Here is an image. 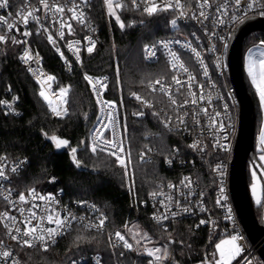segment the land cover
I'll return each mask as SVG.
<instances>
[{
  "label": "trees",
  "instance_id": "16d2710c",
  "mask_svg": "<svg viewBox=\"0 0 264 264\" xmlns=\"http://www.w3.org/2000/svg\"><path fill=\"white\" fill-rule=\"evenodd\" d=\"M9 1L17 5L24 0ZM184 1L193 4L195 0ZM122 3L128 1L123 0ZM88 11L99 28V39L91 53H81V64L74 65L70 74L63 71L60 58L42 38H31V46L43 55L45 68L57 76L55 87L69 86L68 112L62 118L51 115L38 94V87L19 62L17 55L20 45L10 40L0 52V88L7 87L17 93V106L20 109L19 115H10L0 107V156L27 159L26 167L14 178V184L20 190L35 188L48 191L62 188L64 194L71 199L89 198L95 201L107 212L111 229H124L134 224L142 233L149 235L152 241L159 243L163 252L167 246L169 255L164 258V264H201L206 258L212 260L215 245L222 236L209 231L206 226L196 227L195 221L191 219L173 221L168 229H163L150 221L148 207L142 205L157 180H175L184 173L194 176L207 188L209 208L213 202L214 181L210 175L209 159L195 158L188 147L187 138L178 131H169L164 127L161 121L170 108L161 94L148 89L149 82L159 77H168L170 71L162 57L153 63L147 62L143 57V47L158 38L176 34V29L171 24L174 15L168 11H160L149 16L140 10L117 9V14L126 24L121 29L115 18L108 14L104 0H90ZM130 23L131 26H127ZM262 40L264 32H251L244 41L242 53ZM84 73L108 78L104 96L117 105L121 132L132 157L134 175L131 183L114 157L104 152L94 154L88 147V130L97 114L98 104ZM243 77L254 104L253 141L255 154L258 156L262 154L256 152L261 128L259 99L244 70ZM133 92L151 103L159 115L154 116L150 108L141 107L132 98ZM49 94V101L59 112L66 109L65 102H62V99L65 101L64 97ZM141 110H144V116L132 115L133 111ZM124 125H127L126 133ZM51 136L67 140V146L57 150ZM145 145L153 150L149 162L138 159V152ZM73 148L76 149V159L82 161V167H77L73 162ZM174 150L184 164L174 163L168 168L164 165L163 158L174 154ZM258 161L261 164L260 159ZM250 166L248 161V185ZM262 207L264 198L258 206H254L258 221H261ZM77 235L91 240V243L81 241L77 248L74 244ZM86 252L99 253L106 264L144 262V257L136 250H130L120 257L118 250L110 247L105 232L78 227L72 228L47 252L24 248L21 250V257L24 264H64L68 259Z\"/></svg>",
  "mask_w": 264,
  "mask_h": 264
},
{
  "label": "built area",
  "instance_id": "2783aa9c",
  "mask_svg": "<svg viewBox=\"0 0 264 264\" xmlns=\"http://www.w3.org/2000/svg\"><path fill=\"white\" fill-rule=\"evenodd\" d=\"M89 1L90 0H88V3L85 4L83 3V0H75V3L80 5V7L77 8V13L81 11L85 13L84 23H80L77 20L72 19V12L68 11V9L72 7V0H47L49 5L59 4L63 6L65 9L63 13H56L54 9H45L43 5L40 4L39 0H27L29 4L39 9L35 12V15L39 17V21L29 19L27 25L22 22L21 16L17 15L21 6L24 5L25 0L17 5H14L9 1L8 8L0 9V15L5 16L8 23L14 24V27L9 29L7 24L0 22V35L8 37L6 41L0 42V52L13 37L18 41H25V43H19L20 48L17 55L18 60L24 67L28 76L38 87V94L40 95L42 90L45 92L48 99L46 100L41 95L40 97L45 102L51 115L55 118H62L67 112L69 86L59 88L55 87L57 76L45 68L43 55L38 49L31 46V38L32 36H39L42 38L53 53L60 58L63 71L70 74L74 65L81 64V53L88 51V47L91 46L88 38L90 37L91 41L95 42V45L99 39V28L91 19L88 11ZM122 1L123 0H121V2ZM127 1L131 5V0ZM155 2L159 4L161 3V0H155ZM248 2L249 0H241L240 5L237 6L235 4V0H210L211 7L203 9L205 14L209 17L205 20L203 17H199L201 9L198 7L197 0H195L193 4H188L184 0H181V3L185 5L183 9L186 14L185 16H180L179 9H172L168 11L171 12L174 15V19L177 20V24L173 26V28L176 29V34L158 38L154 41L146 43L143 47V57L147 62L153 63L157 61L159 57L164 58L166 61L170 75L168 77L163 76L157 79H161L163 84L170 86L171 94L179 102L182 103L185 98L189 100V103L183 107L171 105L169 103L168 96L160 91L153 92L151 88L148 87L149 91L161 94L170 108L169 111L165 112L162 121H166L171 118L169 125L172 129L171 131H178L182 133L187 138L188 145L193 142H199L203 151L191 150L195 158H201L203 160L205 158L209 159L210 175L214 183L212 188L213 202L211 208H209L208 201L206 199L207 188L202 186L194 176L188 173L182 174L175 180H157L154 188L148 194L147 199L142 202V205H146L148 207V218L150 221L163 229H168L173 221L191 219L195 221L196 227L206 226L209 231L222 237L228 235L238 236L239 239L236 243L240 245L243 250L232 262V264H245L246 259L251 260L252 264H264V262H262L259 258L257 247L252 244L246 236L234 207L229 188L231 161L239 132L240 121V105L235 89L230 80L228 67L229 41L234 28L244 19L251 16L264 17V15H260V12L264 11V0H259L260 6L254 7L251 10L247 9ZM218 6H221L219 11H217ZM142 9L143 5H141L140 11H142ZM10 13L11 15H9ZM193 15H196L199 19H192ZM233 17H237V19L234 20ZM61 20L64 22V27H61ZM220 20H222L223 23H220ZM41 25H43V27H41ZM68 25H71V31H69ZM44 28H47L48 31L45 32ZM25 31L31 32V35L24 36L23 33ZM61 31L64 33L62 39L59 35ZM193 33H195V35H193ZM49 34L52 35L55 44L49 42ZM77 41L79 43H76ZM175 41H180V43L177 44ZM162 42L170 43H168V47L165 48ZM69 43L72 44L71 49L68 47ZM188 43H190L191 48H196L197 51L200 52L199 58L192 53L191 48L183 47L184 44ZM258 44L264 45L261 43ZM152 45H156L154 49L156 55L154 57H148L145 52V46L151 47ZM57 48L60 49L59 52L57 51ZM213 48L214 50H212ZM76 49H79V60L76 58ZM170 50L179 55L185 67L188 68V72H184L179 67L175 69L172 68V57L169 54ZM25 51L30 52L32 55V59L27 63L21 59V56H23ZM61 53H63V55H61ZM200 60H203V64L200 63ZM205 66L207 68V76L204 75ZM29 69L32 71H29ZM189 73L196 78L195 81L191 82L190 89L187 85ZM85 75L92 77L94 81L99 79L101 83H108L107 76L101 75L94 77L84 73V77ZM174 75L181 81L185 82L183 87L173 83L172 76ZM48 76H52L54 79L47 81ZM155 80H152L151 82L154 83ZM201 85L203 86L202 90L200 87ZM155 87L159 89L160 86L155 85ZM62 88L67 89L65 96L66 109L57 115L53 112V107L49 104L48 92L58 91ZM90 88L93 92L92 85H90ZM178 88L180 89L179 92L176 91ZM96 90L97 92H102V95L100 96L102 101H113L105 98V89H102L100 84L96 85ZM189 92L195 93V97L189 95ZM254 92L258 97L256 89H254ZM93 94L97 101L96 93L93 92ZM201 94L204 96L203 100L199 99ZM132 98L138 102L141 107L149 108L141 101H138L134 96H132ZM193 98L197 99V103L195 105L191 103ZM18 100L19 97L17 93L7 87L0 88V101L6 102L0 103V107L4 109L6 113L10 115L20 114V109L17 106ZM225 105H227L226 108ZM150 109L153 112L159 113L153 106ZM202 109H206V112L202 111ZM141 111L144 112V110ZM109 112L112 113L114 118V128L110 126L105 129L104 124L108 123ZM135 112L140 111H133L132 115ZM185 113H187V115H185ZM217 113H219V115H217ZM193 114H196L195 121L192 119ZM177 116H182L184 118L187 130H185L184 125H179V122L176 119ZM97 130L103 133L105 139L123 141V146L126 152L129 151L127 141L124 139L121 132L117 105L113 110L107 108L103 103L98 104L97 114L89 127L88 147L91 151V147L95 143L99 145L97 152H101L100 147L105 146L98 138ZM113 131L116 133L115 137H113ZM147 148L151 147L147 146ZM109 150L111 149H106L103 152L107 154ZM141 152L146 153L145 161L151 160L153 150L151 152H147L146 148L140 150L138 152L139 160ZM175 152L176 150H174V154L163 158V163L166 167L171 168L174 163H180V165L184 164V161L177 156ZM0 157L4 158L0 160V167L4 169L5 174L8 177L7 180L0 178V213L8 211L10 215L15 216L17 218V226H19L22 230L25 227V223L23 222L24 217H28L30 215L27 211L29 208L36 212L37 218L32 219L31 223L27 225L28 227L40 225L42 228H55V223L50 224L48 222V215H52L54 217L59 215L61 218L66 216L69 218L71 216H75L77 218L74 220L70 219L71 228H65L63 230L64 235L57 237V242L55 244H51L49 248L55 246L72 228L78 227L93 232H105L109 241L111 238L112 243L122 244V242L118 241L114 235L115 232L119 231L125 236L128 242L133 245V249L144 257V262L142 264H149V261L154 259L153 257H149L144 252L145 248H160L161 253H158L157 255L163 256L162 246L159 243L152 241V238H150L149 235L142 233L140 229H137L136 227L130 228L132 225L129 227L126 226L124 229H111L109 227V217L107 212L98 203L89 198L71 199L64 194L62 188L48 191H40L35 188L20 190L15 186L14 178L18 176L19 173L26 167L27 159L25 157L9 158L5 155ZM190 162L191 165L194 164L192 159ZM130 166L129 170H131ZM251 166L253 167L252 164ZM14 167H18V170L15 173L11 171ZM185 178H188V180L191 181V184L187 187L185 186L187 183ZM169 184L174 185V187H168ZM221 187L224 189L223 197L226 199L221 198ZM31 189H35L36 191L37 196L35 199L29 195V191ZM153 192L157 194L153 196ZM21 193L25 194L26 203L19 202V194ZM5 195L9 196L8 201L4 199ZM39 196L52 197V199L40 200ZM169 197H171V199H169ZM217 199H221L220 204L216 203ZM161 201L164 203L161 204ZM177 201L179 202V205L177 204ZM184 207H188L190 211L184 212ZM19 208H24L26 210L23 216H21L18 210ZM228 209H231V213H229ZM173 212L177 213L175 217L171 215ZM102 215L103 217H106L102 230L98 231L96 228L89 229L86 227L89 224H98L99 218ZM154 215H167L168 219H162L157 222V220L154 219ZM41 217H43V219H41ZM201 220H205L207 223L200 224ZM4 223L8 222L0 221V239L4 240V244L0 245V252L9 250L12 252V257L7 258V260L0 257V264H12L13 258L21 260L22 264H24L21 257L22 249L16 241L11 240L7 235H5L6 230L4 228ZM145 235L148 237L147 239L145 238ZM137 240L140 241L139 244L136 243ZM36 249L44 251L39 244H37ZM117 250L118 252H124V254H127L130 251L124 249L122 246ZM97 255L101 257L102 264H106L102 256L97 252L79 254L68 259L64 264H71L72 260H76L77 264H95L93 257H96ZM157 264H164V258L162 261L157 262Z\"/></svg>",
  "mask_w": 264,
  "mask_h": 264
},
{
  "label": "snow or ice",
  "instance_id": "6c2138e0",
  "mask_svg": "<svg viewBox=\"0 0 264 264\" xmlns=\"http://www.w3.org/2000/svg\"><path fill=\"white\" fill-rule=\"evenodd\" d=\"M40 4L43 5V7L45 9H54V11L56 13H63L65 11L64 7L59 5V4H55V5H49V3L47 2V0H39ZM83 3L87 4L88 0H83ZM198 3V7L201 9V11L199 12V17H203V19L207 20L209 17L205 14V12L203 11L204 8L206 7H211L210 4V0H197ZM241 3V0H235V4L237 6H239ZM104 4L107 7V11L108 14L110 16H113L117 22V24L119 25V27L121 29H124L126 27L125 22L121 19V16L117 14V9H121V10H126V11H130V10H140L141 5H143V9L142 12L143 13H147L149 16H152L160 11H169L172 9H179L180 10V16L183 17L185 16V12L183 11L185 5L181 3V0H161V3L157 4L155 2V0H131V7H129L128 3H122L121 0H104ZM260 6L259 5V0H249L248 4H247V9L251 10L254 7ZM9 7V0H0V9H6ZM80 5L75 3V0H72V7L68 9V11L72 12V19L77 20L80 23H84L85 22V13L84 12H79L77 13V8H79ZM221 6L217 7V11L220 10ZM39 9L35 8L34 6H32L31 4H29L27 2V0H25L24 5L21 6L20 11L17 12V15L21 16L22 18V22L27 25L29 19H33L36 21H39V17H37L35 15V12L38 11ZM26 13V14H25ZM11 15V13L9 14ZM260 15H264V11L260 12ZM199 17H197L196 15L192 16V19H199ZM233 19H237V17H233ZM0 22H3L5 24H7V27L9 29H12L14 27L13 23H8L7 19L5 16L0 15ZM220 23H223L222 20L219 21ZM132 23H135L134 21ZM171 24L173 26H175L177 24V20L173 19L171 21ZM127 26H131V23L128 24ZM41 27H43V25H41ZM61 27H64V22L63 20H61ZM68 29L69 31H71V25H68ZM44 31L47 32V28H44ZM24 36H30L31 32L29 31H25L23 33ZM61 39L64 36L63 31H61L59 33ZM193 35H195V33H193ZM6 39H8V37H6L5 35H0V42L6 41ZM13 43H25V41H18L16 40L14 37L11 38ZM90 40V47H88V52L91 53L95 47V42L91 41V38H88ZM48 40L50 43L55 44V41L53 40V37L51 34L48 35ZM76 43H79L78 41ZM163 46L165 48L168 47V43L170 42H162ZM175 43L179 44L180 41H175ZM261 44H264V40L261 41ZM68 47L71 49L72 48V44L69 43ZM156 45H152L151 47L145 46V52L146 55L148 57H154L156 55V52L154 51ZM184 48H191L190 43L188 44H184L183 45ZM214 50V48L212 49ZM57 51L59 52L60 49L57 48ZM192 53H194V55L199 58L200 57V52L197 51L196 48H191ZM251 49H249V52L251 53ZM76 53H77V60L80 59L79 57V49H76ZM169 54L172 57V62H171V66L173 69L179 67L181 70H183L184 72H188V68L185 67L184 63L181 61L179 55L176 52L173 51H169ZM38 55V53H37ZM61 55H63V53H61ZM21 59L27 63L29 60L32 59V55L30 52L25 51L23 56H21ZM200 63L203 64V60H200ZM29 71H32L31 69H29ZM247 71H248V75L251 77L252 83L256 86L257 92L259 93V100H260V105L262 108H264V52L260 53V58L258 60H253L251 55L249 56V61H248V66H247ZM117 73H119V69H117ZM204 75L207 76V68L205 66V70H204ZM54 77L52 76H48L47 77V81H51L53 80ZM85 79L88 81V83L90 85H92V89L93 92L96 93L97 95V103H103L107 108L109 109H115L116 105L115 102L113 101H102L100 99V96L102 95V92H97L96 90V85L100 84L102 89H106L107 88V84L106 83H101V81L99 79H96L95 81L93 80L92 77L85 75ZM106 79V78H105ZM195 77L193 75H191V73H189L188 76V88H191V82L195 81ZM172 81L173 83L180 85L181 87L184 86L185 82L181 81L177 76H172ZM43 83V81H42ZM155 85H159V89H157L155 87ZM148 87L151 88V90L153 92L156 91H160L162 93H164L166 96H168V100L169 103L171 105H178L179 107H183L184 105L189 103V100L187 98H185L183 100V102H179L172 94L170 91V86L169 85H165L162 83L161 79H157L155 80L154 83L149 82ZM201 90L203 89V86L201 85ZM177 92L180 91V89L178 88L176 90ZM67 93V89H61L60 95L63 98L64 96H66ZM40 95L42 97H44L46 100L48 99V97L45 95V92L42 90L40 92ZM132 96H134L138 101H141L143 104H145V106L151 108L153 105L150 104L147 100H144L140 95H138L137 93L133 92L131 93ZM189 95L195 97V93H191L189 92ZM200 100L204 99V96L201 94L199 96ZM62 102H66L63 101ZM0 103H6L5 101H0ZM191 103L193 105H195L197 103V99L193 98L191 100ZM49 104L51 105V102L49 101ZM227 107V105H225V108ZM53 112H55L57 115H59L60 113L57 111L56 108L52 109ZM103 110V109H102ZM202 111L206 112V109H202ZM133 115L136 116H144L145 113L143 111L140 112H135L133 113ZM152 115L154 116H158L159 113L153 112ZM185 115H187V113H185ZM217 115H219V113H217ZM99 119V117H98ZM177 121L179 122V125H184L185 130H187V125L185 124L184 118L182 116H177L176 117ZM192 119L195 121L196 120V114H193ZM164 124L165 128H168L169 131H171V127L170 122H171V118H169L166 121H161ZM110 126H112L114 128V118L112 116V113L109 112L108 114V123L104 124V128L107 129ZM124 131L125 133L127 132V125H124ZM97 136L100 139L101 143L105 146V147H100V151L103 152L106 149H111L107 152V154L111 157H115V160L118 162V164L124 169V175L125 177L129 176V166L132 163V157H131V152L125 150L124 146H123V141H118L116 139H105L103 136V133L100 132L99 130H97ZM116 136L115 131H113V137ZM52 141L55 142V147L56 148H62L67 146L68 141L67 140H62L57 138L56 136H52L50 138ZM260 139H261V144H264V130L261 131V135H260ZM99 147V145L97 144H93L91 147V151L95 154L97 152V148ZM189 148L193 149V150H199V151H203V148L200 146L199 142H193L192 144L188 145ZM145 148L147 149V152H151L152 149L151 148H147V145H145ZM227 150V149H225ZM178 151V150H177ZM72 153H73V162L76 164L77 167H82V161L76 159L75 157V153H76V149L73 148L72 149ZM145 156L146 153L145 152H141L140 153V160L141 161H145ZM4 159L3 157H0V160ZM262 160H264V156L261 157ZM149 162V161H146ZM170 163V161H169ZM19 167V166H18ZM18 167H14L11 169V171L13 173L17 172ZM219 169V166H218ZM134 175V173H133ZM253 177H256V173L255 171H253L252 173ZM0 178L7 180L8 177L5 174V171L2 167H0ZM185 180L187 181V183L185 184V186H189L191 184V181L188 180V178H185ZM134 185V181L132 182ZM168 187H174V185L169 184ZM131 190V188H130ZM223 192L224 189L223 187H221L220 189V193H221V198L226 199L225 197H223ZM157 193L153 192L152 195L155 196ZM253 194L255 195V185H253ZM29 195L35 199L37 194L35 189H31L29 191ZM4 199L6 201L9 200V196L5 195ZM40 200H46V199H52V197H45V196H39ZM169 199H171V197H169ZM11 202V201H10ZM19 202L22 203H26V196L25 194L21 193L19 194ZM164 202L161 201V204H163ZM217 204L221 203V199H217L216 201ZM257 203H259V201H257ZM177 204L179 205V202L177 201ZM21 216L24 215V212L26 211L24 208H19L18 209ZM27 211L30 213V215L28 217H24L23 222L25 223V227L22 230L19 226H17V218L13 215H10L8 211H4L2 213H0V221H7L8 223H4V228H5V235H7L11 240L16 241L17 244L20 246L21 249L26 248H36L37 244H39L42 249L47 252L50 245L51 244H55L56 238L59 236H63L64 235V229L65 228H71V223H70V219L74 220L77 219L75 216H71L69 217H63L61 218L59 215L57 216H52V215H48L47 216V220L50 224L55 223L56 227L52 228H42L40 227V225H36L34 227H28L27 225L31 223L32 219H36L37 218V214L36 212L32 211L31 208L27 209ZM184 212H189L190 209L188 207H184L183 208ZM229 213H231V209H228ZM171 215L173 217H175L177 215V213L173 212L171 213ZM41 219H43V217H41ZM82 219V218H81ZM105 219L106 217H103V215L99 218V222L98 224H89L86 227L87 228H96L98 231L102 230L104 227V223H105ZM154 219L157 220V222H159L160 220H167L168 216L167 215H161V216H155L154 215ZM207 223V221L205 220H201L200 224H205ZM15 233V234H13ZM115 237L117 238L118 241L122 242V244H117V243H112L111 242V238H110V247L112 249H118L121 246L124 249L127 250H134L133 249V245L131 243L128 242V240L125 238L124 235H122L119 231L115 232ZM145 238L147 239L148 237L145 235ZM94 239V238H93ZM239 239L238 236H232L230 241H221L219 244L215 245L216 250L219 252V259H215L214 258V254H213V259L212 260H208L207 258L205 259V261L202 262V264H232V261L234 259H236L237 256L240 255V253L242 252V248L240 245H238L236 243V241ZM83 241L85 243H91V240L86 239L83 236L77 235L75 240H74V244L77 248L80 247V242ZM137 244L140 243L139 240L136 241ZM182 243V242H181ZM230 244L231 248L227 250V252L224 249V244ZM4 244V240L0 239V245ZM144 252L149 256V257H153L154 259L149 261V264H157V262L162 261L163 258L168 257L169 253L167 251V246H165L164 252H163V256L161 255H157L158 253H161V249L160 248H145ZM114 255L116 254L115 252L113 253ZM118 255L120 257H123L125 254L124 252H119ZM0 257H3L5 260H7V258L12 257V252L9 250H5L3 252H0ZM95 264H102V259L99 255H97L96 257H93ZM12 264H22L21 260L13 258L12 259ZM71 264H77L76 260H72ZM245 264H252L251 260H245Z\"/></svg>",
  "mask_w": 264,
  "mask_h": 264
},
{
  "label": "water",
  "instance_id": "95a60500",
  "mask_svg": "<svg viewBox=\"0 0 264 264\" xmlns=\"http://www.w3.org/2000/svg\"><path fill=\"white\" fill-rule=\"evenodd\" d=\"M254 31L264 32V17L251 16L240 22L232 32L228 47L230 80L240 105L239 132L231 161L229 188L246 236L257 247L258 255L264 262V207H262L261 221H258L246 180V164L250 161L264 187V167L257 159L253 141L254 104L247 90L242 67V47L246 37ZM262 151L264 150L257 145L256 152L261 153Z\"/></svg>",
  "mask_w": 264,
  "mask_h": 264
},
{
  "label": "rangeland",
  "instance_id": "374dc122",
  "mask_svg": "<svg viewBox=\"0 0 264 264\" xmlns=\"http://www.w3.org/2000/svg\"><path fill=\"white\" fill-rule=\"evenodd\" d=\"M249 49L252 50L251 53L249 52ZM261 52H264V45L256 44V45L250 46L248 49H246V51L243 52V55H242V67H243V70H244V72L246 73V75L248 77V80H249V83H250L251 87L254 88V89H256V86L252 83L251 77L248 75L247 66H248L249 56L251 55L252 59L255 61V60H258L260 58V53ZM60 92H61V89L58 90V91L48 92V94L51 93V94L55 95V94H60ZM49 99H50V94H49ZM258 99H259V93H258ZM64 100H65V96H64ZM51 106L53 107V104H51ZM65 107H66V103H65ZM258 107H259V109L261 111V128H260V131L258 133V138H257V142L256 143H257V145H259L261 147L262 150H264V144H261V139H260L261 131L264 130V108L261 107L260 100H259V106ZM67 108H68V100H67ZM67 112H68V109H67ZM67 112H66V114H67ZM53 143L55 144L54 141H53ZM262 156H264V151H262V154L258 155V159H260L261 166L264 167V160L261 159ZM130 167H131V170H129V176H128L129 183H131L132 178H133V166H132V163H131ZM253 171H255V173H256V177L255 178L252 175ZM249 173H250V183L248 185L249 193L251 195L253 205L254 206H258L260 204L262 198H264V187H262V182H261L260 176L258 175V173H257V171L255 170L254 167H252V166L249 167ZM253 185H255V195L253 194ZM257 201H259V203H257ZM130 228H135V225L133 224L132 227H130ZM231 237H232V235L224 236V237H222V239H220L218 241L217 244H219L221 241H230ZM223 247H224L225 251L227 252V250L231 248V245L226 243V244H224ZM214 258L215 259H219V252L216 250V248L214 250Z\"/></svg>",
  "mask_w": 264,
  "mask_h": 264
},
{
  "label": "bare ground",
  "instance_id": "6f19581e",
  "mask_svg": "<svg viewBox=\"0 0 264 264\" xmlns=\"http://www.w3.org/2000/svg\"><path fill=\"white\" fill-rule=\"evenodd\" d=\"M63 89H64V88H63ZM53 108H56V107L53 105ZM64 110H65V109H64ZM64 110H63V111H64ZM57 111H58V110H57ZM63 111H61V112L58 111V112H59V113H62Z\"/></svg>",
  "mask_w": 264,
  "mask_h": 264
},
{
  "label": "crops",
  "instance_id": "0c3cea01",
  "mask_svg": "<svg viewBox=\"0 0 264 264\" xmlns=\"http://www.w3.org/2000/svg\"><path fill=\"white\" fill-rule=\"evenodd\" d=\"M262 201V200H261ZM261 203V202H260Z\"/></svg>",
  "mask_w": 264,
  "mask_h": 264
},
{
  "label": "flooded vegetation",
  "instance_id": "af4514ba",
  "mask_svg": "<svg viewBox=\"0 0 264 264\" xmlns=\"http://www.w3.org/2000/svg\"><path fill=\"white\" fill-rule=\"evenodd\" d=\"M258 157V156H257Z\"/></svg>",
  "mask_w": 264,
  "mask_h": 264
}]
</instances>
